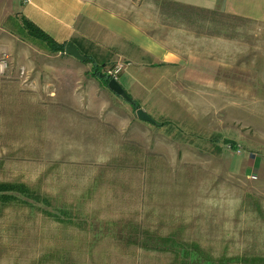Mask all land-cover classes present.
I'll return each mask as SVG.
<instances>
[{"label":"rangeland","instance_id":"374dc122","mask_svg":"<svg viewBox=\"0 0 264 264\" xmlns=\"http://www.w3.org/2000/svg\"><path fill=\"white\" fill-rule=\"evenodd\" d=\"M20 3L0 0L24 50L0 54V183L31 196L0 197V264H264V23L165 4L162 36L198 52L136 74L51 52ZM119 62L154 123L92 74Z\"/></svg>","mask_w":264,"mask_h":264},{"label":"crops","instance_id":"0c3cea01","mask_svg":"<svg viewBox=\"0 0 264 264\" xmlns=\"http://www.w3.org/2000/svg\"><path fill=\"white\" fill-rule=\"evenodd\" d=\"M137 1L142 2L31 0L28 5L20 3L21 7L17 13L56 43L64 44V48L67 42H72L85 56L86 61L98 60L103 67L110 61L126 60L132 66L131 69H135V73L147 66L183 68L185 47L192 54L198 52L199 46L194 44L192 39L188 40L185 46L183 26L176 24L173 30L166 33V37L162 36L167 27L163 22L167 21V17L160 7L165 4L206 13L219 12L242 20L264 23V0H146V6L144 1L142 4ZM151 3H154L153 6L157 4L158 9L151 10ZM173 20L176 23L178 17L175 16ZM2 24L0 21V54H23V46L17 47L16 44L14 47L15 37L9 34ZM10 37L14 39L11 40ZM206 43L204 47L207 50L210 46L214 49V40L211 45L209 39ZM58 53L65 54L64 50ZM121 85L125 89L123 83ZM259 170L263 172L264 163L259 165ZM9 192L18 191H0V197H15Z\"/></svg>","mask_w":264,"mask_h":264},{"label":"trees","instance_id":"16d2710c","mask_svg":"<svg viewBox=\"0 0 264 264\" xmlns=\"http://www.w3.org/2000/svg\"><path fill=\"white\" fill-rule=\"evenodd\" d=\"M185 9H187V8H185ZM22 23H23V27L26 30V33L30 37L41 39L44 42H46L47 45L49 46V50L51 52H59V51L64 50V44L56 43L51 37L46 35L44 32H42L39 28H37L31 22L23 19ZM87 60L91 62V59H87ZM97 67H98V65L94 66V63H93V68H94V70L92 71L93 76L100 79L102 81V83H104V85L107 86V83H108L110 78L105 77V75H103L99 71V69H97ZM138 107H139L138 103L134 100V104L132 105V108L136 110ZM9 190H16L22 194L31 195L30 190L25 185H22V184L20 185V184H15V183L14 184H12V183H10V184L0 183V191H9ZM3 198H15V197L5 196Z\"/></svg>","mask_w":264,"mask_h":264},{"label":"water","instance_id":"95a60500","mask_svg":"<svg viewBox=\"0 0 264 264\" xmlns=\"http://www.w3.org/2000/svg\"><path fill=\"white\" fill-rule=\"evenodd\" d=\"M64 53L67 55H70L78 60H85V56H83L80 51L77 49V47L72 42H67L65 44ZM107 87L113 91L115 94L123 98L125 101H127L129 104L133 105L134 100L130 97V95L126 92V90L123 88V86L114 78H110ZM136 116L139 120L154 123V119L145 112L142 108H137Z\"/></svg>","mask_w":264,"mask_h":264},{"label":"built area","instance_id":"2783aa9c","mask_svg":"<svg viewBox=\"0 0 264 264\" xmlns=\"http://www.w3.org/2000/svg\"><path fill=\"white\" fill-rule=\"evenodd\" d=\"M22 4L28 5L31 3V0H21ZM124 64L122 63H117L112 69L107 70V73L111 76V78H114L117 80L116 74L122 69Z\"/></svg>","mask_w":264,"mask_h":264}]
</instances>
